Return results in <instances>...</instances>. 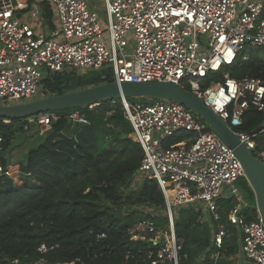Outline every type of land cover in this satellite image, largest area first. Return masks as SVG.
I'll return each mask as SVG.
<instances>
[{
	"label": "built area",
	"instance_id": "obj_1",
	"mask_svg": "<svg viewBox=\"0 0 264 264\" xmlns=\"http://www.w3.org/2000/svg\"><path fill=\"white\" fill-rule=\"evenodd\" d=\"M47 1L58 15L59 32L18 20L16 14L27 9L21 0H0V106L44 97L45 76L67 69L110 71L117 83L170 82L200 99L264 165L256 135L238 130L248 110L264 113V78L234 79L225 71L248 49L264 48L263 0H103L106 28L96 1L93 8L90 0ZM215 75L222 81L207 84ZM144 99L117 100L131 126L128 138L142 150L132 185L154 180L168 221L164 227L149 219L136 222L130 240L151 245L149 264H179L183 240L175 233L176 211L192 209L201 222L212 224L220 220L219 199L229 198L227 219L242 235V263L264 264V223L257 209L254 221L243 212L247 203L237 182L248 180L234 151L192 110L167 99ZM58 119L57 112L40 113L26 119L23 129L30 124L45 135ZM67 119L88 124L80 111ZM178 132L192 136L166 145ZM227 237L218 224L211 236L213 264Z\"/></svg>",
	"mask_w": 264,
	"mask_h": 264
},
{
	"label": "trees",
	"instance_id": "obj_2",
	"mask_svg": "<svg viewBox=\"0 0 264 264\" xmlns=\"http://www.w3.org/2000/svg\"><path fill=\"white\" fill-rule=\"evenodd\" d=\"M43 16L50 21V10L45 8ZM254 50L248 49L244 53L247 59L239 55L225 68L231 78H264V56H256ZM210 81H222V76L215 75L207 84ZM111 82L110 71L76 73L67 69L48 74L41 86L44 97H50ZM99 103L92 110L58 111L59 119L38 146L26 153L23 162L13 164L2 154L17 131H23L26 119L9 123L0 119V264H149L151 245L131 241L129 230L148 219L164 227L168 221L164 198L154 180L145 179L137 189L127 190L142 150L128 138L131 126L117 100ZM71 111L83 112L88 124L72 125L67 119ZM261 126L264 113L250 109L238 130L252 132ZM190 136L178 132L166 145ZM255 142L264 150V131L256 135ZM237 184L247 202L246 219L254 221V194L244 179ZM217 205L220 220L212 224L201 222L192 209L176 211L175 233L183 240L179 264L214 263L211 236L218 224L225 226L228 237L215 264H232L228 259L239 253L242 235L227 219L231 199H219Z\"/></svg>",
	"mask_w": 264,
	"mask_h": 264
},
{
	"label": "water",
	"instance_id": "obj_3",
	"mask_svg": "<svg viewBox=\"0 0 264 264\" xmlns=\"http://www.w3.org/2000/svg\"><path fill=\"white\" fill-rule=\"evenodd\" d=\"M122 98H160L175 101L182 106L192 110L218 135L222 142L231 148L238 160L241 162L248 185L251 188L256 209L264 223V165L240 143L227 124L204 103L176 84L170 82H111L97 86L84 88L78 91L65 93L57 96L40 98L31 102L1 105L0 119L24 120L44 112H58L85 108L92 104L108 100L114 101ZM264 131L261 126L251 135H257Z\"/></svg>",
	"mask_w": 264,
	"mask_h": 264
},
{
	"label": "rangeland",
	"instance_id": "obj_4",
	"mask_svg": "<svg viewBox=\"0 0 264 264\" xmlns=\"http://www.w3.org/2000/svg\"><path fill=\"white\" fill-rule=\"evenodd\" d=\"M90 7L93 8L95 5V1L97 2L98 5V10H99V21L101 25L106 28L107 26V21L104 17V14H102V8H103V0H90ZM255 55L256 56H264V49H256ZM248 56L245 55L244 59H247ZM264 72V69H262L261 73ZM38 99L44 98L43 96L37 97ZM37 100V99H36ZM7 105H15L17 103L15 102H6ZM44 135H41L39 129L37 127H32L28 131H17L15 134V137L13 141L11 142V145L3 152L4 159L7 162H10L11 164L15 162H23L25 159L26 153L35 147L38 146V144L42 141ZM133 182V181H132ZM140 184H134L129 186L127 189L128 191L135 190L138 188ZM239 186V185H238ZM126 190V192H128ZM125 192V193H126ZM256 203V201H255ZM256 205V204H255ZM150 211V210H149ZM151 212V211H150ZM158 214H162L161 212L158 211Z\"/></svg>",
	"mask_w": 264,
	"mask_h": 264
},
{
	"label": "crops",
	"instance_id": "obj_5",
	"mask_svg": "<svg viewBox=\"0 0 264 264\" xmlns=\"http://www.w3.org/2000/svg\"><path fill=\"white\" fill-rule=\"evenodd\" d=\"M21 2L27 4V9L20 11L16 14V18L18 20L25 21L31 24L35 29L41 28L44 25L46 31H58V32L60 31L61 25H60L58 15L53 9V7L48 3L47 0H21ZM45 8L50 10V13L52 16L50 21L45 19L43 16V10ZM40 24H42L41 27H40ZM59 40H62V39L59 38ZM202 258L198 259V261L201 262ZM228 260L232 264H243L242 263L243 260L240 254V248H239V253L237 254V256L229 258Z\"/></svg>",
	"mask_w": 264,
	"mask_h": 264
}]
</instances>
